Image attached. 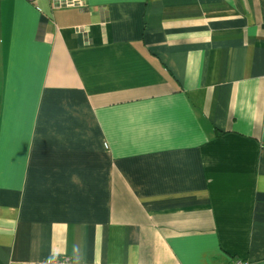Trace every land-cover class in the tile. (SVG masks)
<instances>
[{"label": "crops", "instance_id": "crops-1", "mask_svg": "<svg viewBox=\"0 0 264 264\" xmlns=\"http://www.w3.org/2000/svg\"><path fill=\"white\" fill-rule=\"evenodd\" d=\"M264 264V0H0V264Z\"/></svg>", "mask_w": 264, "mask_h": 264}, {"label": "built area", "instance_id": "built-area-1", "mask_svg": "<svg viewBox=\"0 0 264 264\" xmlns=\"http://www.w3.org/2000/svg\"><path fill=\"white\" fill-rule=\"evenodd\" d=\"M33 1V0H30ZM39 264H70V260L68 257H53V258H48L43 261H41ZM234 264H251L247 260L244 259H235Z\"/></svg>", "mask_w": 264, "mask_h": 264}]
</instances>
